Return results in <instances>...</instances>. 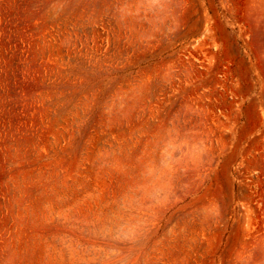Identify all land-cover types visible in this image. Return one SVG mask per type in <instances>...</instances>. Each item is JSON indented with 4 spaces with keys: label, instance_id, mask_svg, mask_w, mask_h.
Here are the masks:
<instances>
[{
    "label": "rangeland",
    "instance_id": "obj_1",
    "mask_svg": "<svg viewBox=\"0 0 264 264\" xmlns=\"http://www.w3.org/2000/svg\"><path fill=\"white\" fill-rule=\"evenodd\" d=\"M0 264H264V0H0Z\"/></svg>",
    "mask_w": 264,
    "mask_h": 264
}]
</instances>
